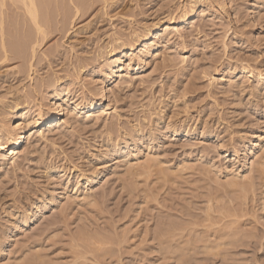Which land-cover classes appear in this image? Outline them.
<instances>
[{"label":"rangeland","instance_id":"374dc122","mask_svg":"<svg viewBox=\"0 0 264 264\" xmlns=\"http://www.w3.org/2000/svg\"><path fill=\"white\" fill-rule=\"evenodd\" d=\"M41 1L34 53L0 7V123L64 116L0 158V264H264V0Z\"/></svg>","mask_w":264,"mask_h":264},{"label":"bare ground","instance_id":"6f19581e","mask_svg":"<svg viewBox=\"0 0 264 264\" xmlns=\"http://www.w3.org/2000/svg\"><path fill=\"white\" fill-rule=\"evenodd\" d=\"M11 1L14 3L16 8L24 10V12H22V11L21 12H22V14L25 13L28 16V18L30 20L29 21L30 23H28L29 27L30 28H31V26L34 27L33 33H32V29H31L30 30L31 31L30 35L27 36L26 39L24 37H22V38H24V40L23 39L21 40V41H24V42L26 40L25 43H26V47L27 48H25V46H24L23 51L25 49L27 50L28 48H31V52L34 53L35 46H37V45L43 43L45 40H47L48 35L50 33V24L49 23H52V21L50 22L49 21L50 19H48L46 17V16L49 15V14L46 15V11L44 13L45 17H44V14L41 15V9H42L41 7L42 6L40 7V5H39V3L42 4V5H45V4L41 0H11ZM70 1L72 2L71 4H74L73 6H75L76 15L74 14V17H77V15L79 13H81V16H82L84 14V12H82V9L86 5V4L84 5L85 0H84L83 4H82V0L81 1H79V0H70ZM18 4H19V6L21 5L22 7L17 6ZM48 5H49V3H48ZM15 6H14V8H15ZM219 6H220L222 11H226L228 9V5L226 4L225 0H221V4H219ZM0 7H4V0H0ZM44 9L46 10L45 6L43 7V10ZM15 10L18 11L17 9H15ZM43 10H42V12H44ZM0 13H1V11H0ZM192 13H194V11ZM25 14H23V15H25ZM1 17L2 16H0V18ZM28 18H26V19H28ZM66 18H67L66 20L68 21V18H70V16L66 17ZM22 20H23L24 27H26L27 26V22H25L26 23L25 24L24 23V18ZM63 21L66 22L64 18L60 22L62 24V27H61L62 29L64 27H66V26H64L66 24H64ZM157 23L154 24L153 26L145 27V29H144L145 35L143 36V44L144 45L140 48L141 49L140 51L145 52L148 48H151L150 40L154 39L155 35H158V34H160L162 32L173 33L172 30L177 33L178 29L176 30V28H172V25H174L173 20H170L169 23L167 22V24H165L163 26L160 23L159 24H157ZM0 24H1V27H0L1 28V31H0L1 48L0 49L2 50V55H3L2 60L6 61L8 59L7 55L9 54L8 53L9 49L6 46V42H5V39H4L5 38L4 37L5 32L3 33V31H5V30H3V28H2V24L3 23H2L1 19H0ZM21 29H23V26H21ZM57 29L59 30L58 24H57ZM23 30H25V29H23ZM23 30H22L21 36L24 33ZM26 30H28V29H26ZM28 32L29 31H27V33ZM25 34H26V31H25ZM10 46H11V48L10 47L9 48L12 49V45H10ZM14 49H16L15 46H14ZM121 49H122V47H121ZM121 49L117 50V52H115V53L113 51L110 52V54H109L110 57L122 54L124 51H122ZM19 50H20L19 52H21L22 48H20ZM129 51H134L133 46H131L129 48ZM23 53H25V51L20 53V54H23ZM0 54H1V51H0ZM22 59H24V58H22ZM119 64H120L119 60H115V61H113L111 63L110 66H111L112 69L110 70V74L112 76L114 75V68H118ZM110 66H109V69H110ZM32 67L33 66L30 65L31 71H32ZM64 96H68V94H64ZM52 99H53V101H55V103H57L59 101H62L60 96L57 95V94L56 95L54 94ZM105 99H106V101L108 100L107 96L103 98V100H105ZM107 102H108L107 105L105 103H102L101 101H97V100H93L91 102V104H89V105H86V104H72L71 105V109H72V112L74 114H79V113H81L84 110H89V112L102 111L104 114L109 115L110 114V110H111V108H110V100L107 101ZM55 103L53 102V104L51 105V108L48 111L49 114L46 117H44V115L46 113L43 110V107L38 106L39 108L37 107L38 108L37 112L36 113L34 112V114L31 115L30 117H29L28 112L26 110L22 111L21 115H18L16 117V120H15L16 123L13 126L5 127L4 125L1 124L2 123L1 122L0 123V158L1 157L8 158L11 161H13L15 159L17 153H19V151L21 150V148L25 144V142L27 140V134L29 132L37 131L39 133L40 137H41V136H43L44 131L47 132V130L52 127V123H54L56 121H61L62 117L64 116V112L62 110H60L59 107H56Z\"/></svg>","mask_w":264,"mask_h":264}]
</instances>
